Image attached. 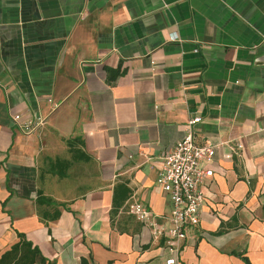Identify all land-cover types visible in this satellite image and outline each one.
I'll return each instance as SVG.
<instances>
[{
	"label": "crops",
	"instance_id": "obj_1",
	"mask_svg": "<svg viewBox=\"0 0 264 264\" xmlns=\"http://www.w3.org/2000/svg\"><path fill=\"white\" fill-rule=\"evenodd\" d=\"M195 116L213 174L176 258L264 264V0H0V257L164 264L128 207L169 227L156 179Z\"/></svg>",
	"mask_w": 264,
	"mask_h": 264
},
{
	"label": "built area",
	"instance_id": "obj_2",
	"mask_svg": "<svg viewBox=\"0 0 264 264\" xmlns=\"http://www.w3.org/2000/svg\"><path fill=\"white\" fill-rule=\"evenodd\" d=\"M176 36L171 37L174 40ZM17 130L24 135L34 133L42 120L22 121L19 114L12 116ZM201 117L188 120L183 137L165 154L156 184L169 197L171 212L169 227L163 228L154 222L151 212L140 203H131L128 212L146 227H151L153 235H164L167 238V249L171 257L164 264H181L176 258L181 244L187 239L188 231L199 223V212L204 203L202 184L213 172L205 169L215 157V148L195 141L194 127ZM242 149L241 145L237 146Z\"/></svg>",
	"mask_w": 264,
	"mask_h": 264
},
{
	"label": "trees",
	"instance_id": "obj_3",
	"mask_svg": "<svg viewBox=\"0 0 264 264\" xmlns=\"http://www.w3.org/2000/svg\"><path fill=\"white\" fill-rule=\"evenodd\" d=\"M245 264H249L246 258H242ZM46 260L38 248L33 246L25 238L19 241L0 257V264H45ZM51 264V263H50Z\"/></svg>",
	"mask_w": 264,
	"mask_h": 264
}]
</instances>
